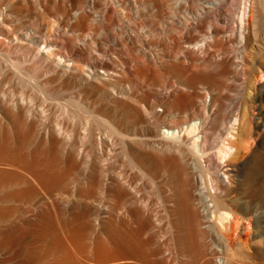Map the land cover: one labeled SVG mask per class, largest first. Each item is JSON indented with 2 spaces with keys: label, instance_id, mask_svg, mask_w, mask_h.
<instances>
[{
  "label": "bare ground",
  "instance_id": "obj_1",
  "mask_svg": "<svg viewBox=\"0 0 264 264\" xmlns=\"http://www.w3.org/2000/svg\"><path fill=\"white\" fill-rule=\"evenodd\" d=\"M167 3L0 0V264L264 258V0Z\"/></svg>",
  "mask_w": 264,
  "mask_h": 264
},
{
  "label": "rangeland",
  "instance_id": "obj_2",
  "mask_svg": "<svg viewBox=\"0 0 264 264\" xmlns=\"http://www.w3.org/2000/svg\"><path fill=\"white\" fill-rule=\"evenodd\" d=\"M167 1L169 0H164L165 2V10L166 8L170 7V5L167 3ZM179 0H171V2H175V4H173L171 7H172V10L175 11V10H180L181 12H184L185 11V6L183 4H179L177 3ZM61 2H65V0H61ZM224 10H225V13L227 14H230L232 17H233V21H235L237 18H238V15L240 16L241 15V11L242 9H240L239 11H237L229 2L223 6ZM198 23V22H196ZM231 26V25H230ZM260 30V35L263 34L262 32H264V25H262L261 29L259 28ZM208 35V30L206 28H201V30L199 31V35L200 38L202 37H205ZM248 46L250 47V49H255V40H251V42L248 44ZM201 51V50H200ZM216 68V62L211 66V69L212 71L214 72ZM259 106V104H257V107ZM263 111H264V106H263ZM264 113V112H263ZM262 117L264 118V114L262 115ZM264 132V130H262L260 133ZM259 142V137L255 136V145H253V148L256 147V144ZM246 154V157L248 155L251 154L250 151H245L244 152ZM244 227H245V231L243 232V235H244V239L245 240H248L250 238H252V235H253V232H252V226L249 225V222H245L244 223ZM263 248L264 249V238H259V239H255V250L256 249H261ZM256 255V254H255ZM255 264H264V258H255Z\"/></svg>",
  "mask_w": 264,
  "mask_h": 264
}]
</instances>
